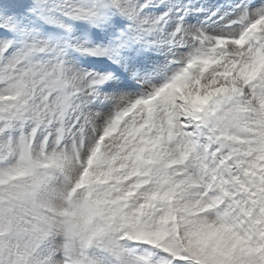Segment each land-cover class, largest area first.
I'll use <instances>...</instances> for the list:
<instances>
[{"label": "snow or ice", "instance_id": "snow-or-ice-1", "mask_svg": "<svg viewBox=\"0 0 264 264\" xmlns=\"http://www.w3.org/2000/svg\"><path fill=\"white\" fill-rule=\"evenodd\" d=\"M207 11L196 0L0 9L11 33L0 35V264H264V0L219 17L235 31L189 23ZM75 21L108 42L82 39ZM157 45L179 65L171 77L147 95L119 91L150 84L141 48ZM104 100L114 112L98 110Z\"/></svg>", "mask_w": 264, "mask_h": 264}, {"label": "rangeland", "instance_id": "rangeland-1", "mask_svg": "<svg viewBox=\"0 0 264 264\" xmlns=\"http://www.w3.org/2000/svg\"><path fill=\"white\" fill-rule=\"evenodd\" d=\"M175 0H166V3H174ZM216 0H196L197 6L203 5L205 8H207L209 11L207 12H201L197 15H194L192 17H188L189 23L196 24L200 21H203L205 25L207 26V29L213 32H222V31H235L238 26H232V30H226V26H231L227 21L228 19H220L219 17L223 15V12L225 13L230 6L229 0H218L216 3ZM32 3V0H0V9L6 4H20V5H30ZM239 3V0H234L232 4ZM218 6L220 7V11L216 14V16H211L209 20H205V16L209 15V12L213 9H216ZM223 7V8H222ZM164 8L163 5L157 7V8H149L146 9V11L149 12H155L156 14H159L160 11H162ZM114 19H118L121 21L122 24H127L128 20L122 16L114 17ZM227 22V23H226ZM75 28H76V35H79L82 39L83 33L88 32L93 37V43H107V38H103V33L100 29L97 27L88 24L85 21H75ZM171 23V22H169ZM213 25V27H211ZM165 27H168V25H165ZM45 33L48 32H55L57 31L55 28L51 26H45L44 29ZM0 35H11V33H5L3 29H0ZM169 46L168 45H157L153 46L151 48H141V52L143 55L148 56L151 60V71L149 73L148 79L150 80V84H142L134 79H130L126 85H123L119 91L128 92V93H134L137 96L139 95H147L148 92L153 90V86H160L163 83H165L172 75L173 71L176 70L179 65L172 62V54L169 52ZM11 52L12 50L9 49ZM73 57H75L76 60H78L79 64L84 67H97L102 68L106 64H110L111 61H109L106 57H95L90 55H80L79 53H73ZM115 83V82H112ZM109 92L115 91L114 89H108ZM102 112H114L115 111V102L104 100L100 102V107L98 109ZM113 135H116V133H113ZM108 139V138H106ZM140 248H146L148 247L146 244H140ZM153 251L157 254L158 257L163 259L167 254L164 253L162 250L153 249Z\"/></svg>", "mask_w": 264, "mask_h": 264}, {"label": "bare ground", "instance_id": "bare-ground-1", "mask_svg": "<svg viewBox=\"0 0 264 264\" xmlns=\"http://www.w3.org/2000/svg\"><path fill=\"white\" fill-rule=\"evenodd\" d=\"M216 1L218 2V0H216ZM217 2H216V3H217ZM256 2H259V0H256ZM222 8H223V7H222ZM211 27H213V25H212Z\"/></svg>", "mask_w": 264, "mask_h": 264}]
</instances>
